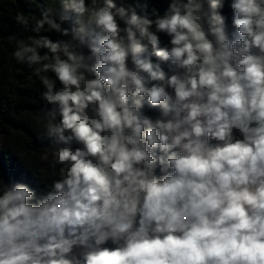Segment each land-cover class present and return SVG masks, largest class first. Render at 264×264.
<instances>
[{
  "label": "clouds",
  "instance_id": "obj_1",
  "mask_svg": "<svg viewBox=\"0 0 264 264\" xmlns=\"http://www.w3.org/2000/svg\"><path fill=\"white\" fill-rule=\"evenodd\" d=\"M60 3L12 53L45 89L42 158L60 178L42 195L0 183V264H264V0H231L234 30L225 0L155 19Z\"/></svg>",
  "mask_w": 264,
  "mask_h": 264
},
{
  "label": "trees",
  "instance_id": "obj_2",
  "mask_svg": "<svg viewBox=\"0 0 264 264\" xmlns=\"http://www.w3.org/2000/svg\"><path fill=\"white\" fill-rule=\"evenodd\" d=\"M90 2V0H89ZM171 0H117L125 8H135L138 14L147 15L155 19L153 10L157 15L164 16L168 13ZM231 0H225L222 14L227 17L230 30L232 10ZM46 9H52L53 18L62 10L60 0H0V183H25L42 195L48 190L54 180L59 179V165L53 167V161L49 155L48 160L42 158L46 148L51 142L45 129L36 122V117L42 115V109L51 107L43 99L45 91L40 79L33 74L25 64H19L12 57L17 48V40L29 43V36H36L32 28L41 14ZM17 15L28 18L29 23L23 26L16 21ZM74 19L72 12L67 13ZM72 21L64 23V27H70ZM47 29V25H45ZM40 35H47L52 40L69 39L53 31L42 30ZM161 47L170 46V38L160 33ZM16 37V39H10ZM46 49L41 50V54ZM88 54V49H83ZM153 52L150 45H146L145 55ZM153 61L156 58L152 57ZM167 71L166 65H162ZM54 78V74L48 73ZM57 87H60L57 82ZM145 115L155 118L159 110L151 109L145 103L143 109ZM80 145L73 141V147ZM156 174L162 175L159 167Z\"/></svg>",
  "mask_w": 264,
  "mask_h": 264
},
{
  "label": "water",
  "instance_id": "obj_3",
  "mask_svg": "<svg viewBox=\"0 0 264 264\" xmlns=\"http://www.w3.org/2000/svg\"><path fill=\"white\" fill-rule=\"evenodd\" d=\"M105 247H114L110 242L106 245H104Z\"/></svg>",
  "mask_w": 264,
  "mask_h": 264
},
{
  "label": "rangeland",
  "instance_id": "obj_4",
  "mask_svg": "<svg viewBox=\"0 0 264 264\" xmlns=\"http://www.w3.org/2000/svg\"><path fill=\"white\" fill-rule=\"evenodd\" d=\"M1 139H2V137L0 136V145H1Z\"/></svg>",
  "mask_w": 264,
  "mask_h": 264
}]
</instances>
